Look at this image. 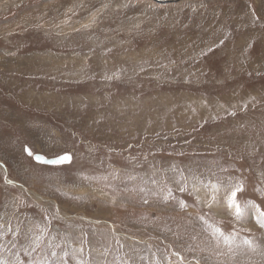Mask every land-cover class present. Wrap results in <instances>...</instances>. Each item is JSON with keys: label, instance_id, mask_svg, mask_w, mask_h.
Masks as SVG:
<instances>
[{"label": "rangeland", "instance_id": "1", "mask_svg": "<svg viewBox=\"0 0 264 264\" xmlns=\"http://www.w3.org/2000/svg\"><path fill=\"white\" fill-rule=\"evenodd\" d=\"M237 185L264 209V0H0V264H264Z\"/></svg>", "mask_w": 264, "mask_h": 264}, {"label": "snow or ice", "instance_id": "2", "mask_svg": "<svg viewBox=\"0 0 264 264\" xmlns=\"http://www.w3.org/2000/svg\"><path fill=\"white\" fill-rule=\"evenodd\" d=\"M26 151L29 152V155H32L31 151L26 149ZM37 160H44V157L37 155L35 157ZM69 157L67 155L62 156L58 158L56 161H48L51 163H57L63 160H67ZM243 190L242 185H237L227 196V205L230 209L234 210V215L237 218H243L246 213L245 209H248L249 211L253 212L255 214V218L257 220V223H259L262 227H264V209H262L259 205L255 204L252 201L245 202L244 206L242 207L239 199H238V193ZM215 199V197H213ZM213 231L215 233H218L220 236H222L226 242H231V237L225 236L223 229L219 227H214ZM246 243H251L250 241H245Z\"/></svg>", "mask_w": 264, "mask_h": 264}, {"label": "water", "instance_id": "3", "mask_svg": "<svg viewBox=\"0 0 264 264\" xmlns=\"http://www.w3.org/2000/svg\"><path fill=\"white\" fill-rule=\"evenodd\" d=\"M26 149L30 150V148L28 146L25 147V150ZM26 152H27V154H29L28 151H26ZM31 153H32V151H31ZM37 155L44 157V160H37L35 158ZM65 155H67L69 157V153H63V154H60V155H57V156L47 157V156H45V155H43L41 153H38V152L37 153H32L31 156L34 159V161H36V162L43 163V164H48V165H53V164H56V163H51V162H48V161H56V160H58V158H60L62 156H65ZM64 161H66V160H63V161H60V162H57V163H61V162H64Z\"/></svg>", "mask_w": 264, "mask_h": 264}, {"label": "bare ground", "instance_id": "4", "mask_svg": "<svg viewBox=\"0 0 264 264\" xmlns=\"http://www.w3.org/2000/svg\"><path fill=\"white\" fill-rule=\"evenodd\" d=\"M143 56V55H142Z\"/></svg>", "mask_w": 264, "mask_h": 264}]
</instances>
